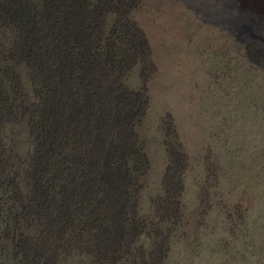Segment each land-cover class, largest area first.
Returning <instances> with one entry per match:
<instances>
[{
  "label": "rangeland",
  "instance_id": "rangeland-1",
  "mask_svg": "<svg viewBox=\"0 0 264 264\" xmlns=\"http://www.w3.org/2000/svg\"><path fill=\"white\" fill-rule=\"evenodd\" d=\"M258 14L0 0V264H264Z\"/></svg>",
  "mask_w": 264,
  "mask_h": 264
},
{
  "label": "bare ground",
  "instance_id": "bare-ground-1",
  "mask_svg": "<svg viewBox=\"0 0 264 264\" xmlns=\"http://www.w3.org/2000/svg\"><path fill=\"white\" fill-rule=\"evenodd\" d=\"M250 9L264 15V0H242ZM258 14V15H259Z\"/></svg>",
  "mask_w": 264,
  "mask_h": 264
},
{
  "label": "trees",
  "instance_id": "trees-1",
  "mask_svg": "<svg viewBox=\"0 0 264 264\" xmlns=\"http://www.w3.org/2000/svg\"><path fill=\"white\" fill-rule=\"evenodd\" d=\"M47 14L50 15L51 13L47 11ZM41 21H42V20H41ZM41 21H40V22H41ZM50 21H51V20H50ZM50 21H49V22H50ZM50 26H51L52 28H55V26H56V22H55V24L51 23ZM49 37H50V36H49ZM50 38H51V37H50ZM27 47H28V46H27Z\"/></svg>",
  "mask_w": 264,
  "mask_h": 264
}]
</instances>
